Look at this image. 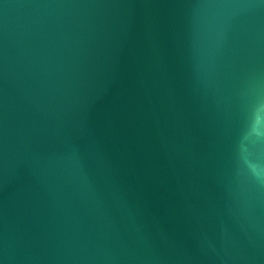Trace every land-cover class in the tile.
Segmentation results:
<instances>
[{
  "label": "water",
  "instance_id": "95a60500",
  "mask_svg": "<svg viewBox=\"0 0 264 264\" xmlns=\"http://www.w3.org/2000/svg\"><path fill=\"white\" fill-rule=\"evenodd\" d=\"M0 264H264V0H0Z\"/></svg>",
  "mask_w": 264,
  "mask_h": 264
}]
</instances>
